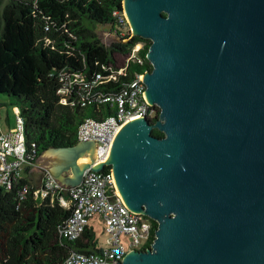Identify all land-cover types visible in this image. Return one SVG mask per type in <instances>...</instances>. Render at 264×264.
I'll list each match as a JSON object with an SVG mask.
<instances>
[{"label": "water", "instance_id": "1", "mask_svg": "<svg viewBox=\"0 0 264 264\" xmlns=\"http://www.w3.org/2000/svg\"><path fill=\"white\" fill-rule=\"evenodd\" d=\"M150 39L144 93L159 111L32 161L66 185L112 167L124 203L156 220L149 247L116 264H264V0H122ZM152 127L162 135L151 132Z\"/></svg>", "mask_w": 264, "mask_h": 264}, {"label": "trees", "instance_id": "2", "mask_svg": "<svg viewBox=\"0 0 264 264\" xmlns=\"http://www.w3.org/2000/svg\"><path fill=\"white\" fill-rule=\"evenodd\" d=\"M96 24L108 25L119 35L113 47L101 41ZM136 42L141 43L135 51L141 61L130 58L124 72H117L113 51L128 52ZM149 44V38L130 31L122 0H8L3 5L0 92L12 97L22 118L25 141L35 143V152L29 154L9 187L0 183V264H57L70 250L99 249L96 232L90 227L84 230L85 241L59 236L58 228L72 204L60 201L62 191L38 198L29 167L45 147L78 141L85 120L115 115V101L85 99L81 103L75 91L67 94L72 104L62 103L57 92L63 81L60 76L80 72L89 77L100 72L94 88L116 93L134 72L151 68L146 57ZM112 72L115 78H106ZM158 111L152 104L150 120ZM151 132L162 135L157 127ZM156 225L151 218V238Z\"/></svg>", "mask_w": 264, "mask_h": 264}, {"label": "built area", "instance_id": "3", "mask_svg": "<svg viewBox=\"0 0 264 264\" xmlns=\"http://www.w3.org/2000/svg\"><path fill=\"white\" fill-rule=\"evenodd\" d=\"M140 45V42H136L130 51L125 52L126 63L130 58L141 61L135 53ZM116 70L121 72L117 68ZM100 76V72H95L89 77L74 72L64 76L65 78L60 76L63 81L57 88L62 103H73V98L67 97L71 91L79 94L78 100L81 103H84L85 99L115 101L116 112L113 117L101 120L88 119L79 128L80 138L94 141L96 156L92 163L102 162L108 157L117 130L130 116L142 114L148 116L152 113V104L144 93L143 71L134 72L133 77L116 93H106L94 88ZM115 76L116 74L112 72L106 78ZM14 109L16 124L9 125L7 133L0 132V183L5 187H9L12 180L20 175L19 170L26 163L27 157L35 152V143L31 141L28 145L25 141L22 118L18 108L14 106ZM54 191H62L59 199L63 204H67L68 201L72 204L69 215L58 228L59 236L67 239L82 238L85 241L84 230L88 227L94 229L91 220L95 218L107 238L105 242L96 241L99 249L89 247L87 250H70L57 264H116L126 251L144 249L151 245L152 217L124 203L109 163H104L99 169L85 167L81 180L73 185L64 184L46 170L35 188V195L39 192L42 198L47 192Z\"/></svg>", "mask_w": 264, "mask_h": 264}, {"label": "rangeland", "instance_id": "4", "mask_svg": "<svg viewBox=\"0 0 264 264\" xmlns=\"http://www.w3.org/2000/svg\"><path fill=\"white\" fill-rule=\"evenodd\" d=\"M7 1L8 0H2L0 4V10ZM128 25L130 31L132 32L131 25L129 23ZM95 30L97 31L98 36L107 48L113 47V42L119 40V35H117L113 30L109 29L108 25L96 24ZM113 55L117 69L123 72L125 69L124 66L126 63L127 53L115 49L113 51ZM11 101H13V99L10 95L0 92V132L2 133L8 132L9 125L16 124L15 109ZM36 196L40 198L41 193L37 192ZM91 222L93 223V227L98 238V243L105 242L107 238L105 232H103L101 225L97 223L95 218H93Z\"/></svg>", "mask_w": 264, "mask_h": 264}, {"label": "crops", "instance_id": "5", "mask_svg": "<svg viewBox=\"0 0 264 264\" xmlns=\"http://www.w3.org/2000/svg\"><path fill=\"white\" fill-rule=\"evenodd\" d=\"M42 168H46V167L40 163L35 162L34 164H32L29 167V174L32 176V178H34L35 176H37V174H39L41 172ZM46 169H48V168H46Z\"/></svg>", "mask_w": 264, "mask_h": 264}, {"label": "bare ground", "instance_id": "6", "mask_svg": "<svg viewBox=\"0 0 264 264\" xmlns=\"http://www.w3.org/2000/svg\"><path fill=\"white\" fill-rule=\"evenodd\" d=\"M136 116H137V115H132V116H130L128 119H130V118H134V117H136ZM123 123H124V122H123ZM123 123H122V124H123ZM122 124H121V125H122ZM121 125H120V126H121Z\"/></svg>", "mask_w": 264, "mask_h": 264}]
</instances>
